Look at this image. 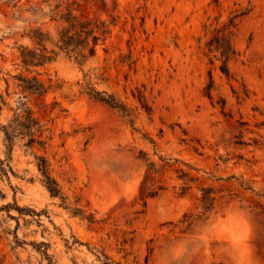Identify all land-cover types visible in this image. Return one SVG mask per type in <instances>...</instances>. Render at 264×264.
I'll list each match as a JSON object with an SVG mask.
<instances>
[{
	"label": "rangeland",
	"instance_id": "obj_1",
	"mask_svg": "<svg viewBox=\"0 0 264 264\" xmlns=\"http://www.w3.org/2000/svg\"><path fill=\"white\" fill-rule=\"evenodd\" d=\"M73 2L111 28L96 56L24 68L21 46L39 48L33 32L54 34L53 10ZM14 5L0 0V264H264V0ZM226 27L229 74L209 45ZM21 75L55 88L32 94ZM87 82L132 114L82 93ZM21 102L44 147L5 140Z\"/></svg>",
	"mask_w": 264,
	"mask_h": 264
},
{
	"label": "trees",
	"instance_id": "obj_2",
	"mask_svg": "<svg viewBox=\"0 0 264 264\" xmlns=\"http://www.w3.org/2000/svg\"><path fill=\"white\" fill-rule=\"evenodd\" d=\"M5 1H14V6L16 7L21 0ZM44 1L48 2L49 0ZM73 4L75 2L69 4L66 7V11L60 9L59 5L53 10L52 20L57 22L54 34L50 31L45 32L42 29H36L33 32L31 38L39 48L21 46V63L24 68L30 70L33 67L44 66L55 60L60 54L73 58L81 63H85L90 58L96 56L98 46L111 34V28L106 21L99 18L79 17L71 9ZM231 35L230 27H226V30L222 34L215 36L209 43L211 51H221L225 64L222 70L227 74L230 73L229 62L237 54L232 44ZM48 43L53 46L51 50L48 48ZM20 80L22 82L21 86L25 91L39 96H44L51 89L55 88L52 80H50V84L48 85L38 75L33 77L21 75ZM82 93L127 115L132 114L130 107L116 95L97 90L91 82H87L82 86ZM2 129L5 134V140L12 146L17 138H27L28 142L25 145L29 148L34 147L35 144L41 147L46 145V139L44 137L45 124L24 102H21L18 112H16L13 119L7 125L2 126ZM36 157L38 159L37 165L39 171L43 176L44 185L53 197H60L62 195L61 188L55 178L50 174L48 159L42 156ZM61 197L66 201V197ZM204 200L207 204L210 200H214L212 191L205 196ZM73 210L75 214L83 212L79 207H75ZM42 246H47V243L42 242ZM45 254L49 257L47 252ZM50 264L54 263L51 261Z\"/></svg>",
	"mask_w": 264,
	"mask_h": 264
}]
</instances>
